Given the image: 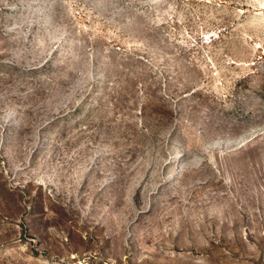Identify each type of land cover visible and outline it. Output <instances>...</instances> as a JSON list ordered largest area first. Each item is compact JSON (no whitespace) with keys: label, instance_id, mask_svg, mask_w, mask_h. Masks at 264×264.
I'll use <instances>...</instances> for the list:
<instances>
[{"label":"rangeland","instance_id":"1","mask_svg":"<svg viewBox=\"0 0 264 264\" xmlns=\"http://www.w3.org/2000/svg\"><path fill=\"white\" fill-rule=\"evenodd\" d=\"M0 264H264V0H0Z\"/></svg>","mask_w":264,"mask_h":264}]
</instances>
